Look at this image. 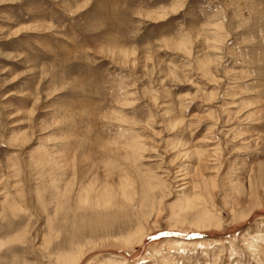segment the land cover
<instances>
[{
    "label": "rangeland",
    "instance_id": "obj_1",
    "mask_svg": "<svg viewBox=\"0 0 264 264\" xmlns=\"http://www.w3.org/2000/svg\"><path fill=\"white\" fill-rule=\"evenodd\" d=\"M0 264H264V0H0Z\"/></svg>",
    "mask_w": 264,
    "mask_h": 264
}]
</instances>
